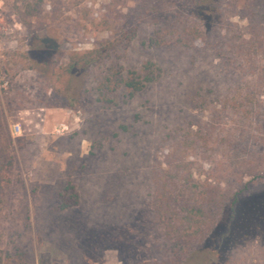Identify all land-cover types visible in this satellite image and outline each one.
<instances>
[{"label": "rangeland", "instance_id": "1", "mask_svg": "<svg viewBox=\"0 0 264 264\" xmlns=\"http://www.w3.org/2000/svg\"><path fill=\"white\" fill-rule=\"evenodd\" d=\"M109 2L63 0L54 11L48 2L43 18L24 25L15 13L17 0H0V116L7 124V130H0V158L13 156L10 176L21 181L0 207V249L14 254L15 245L24 255L23 261L15 258L9 264H142L159 259L164 239L150 197L156 173L167 167L174 144L187 130L222 123L228 133L235 127L232 118L223 121L219 114L225 97L234 96L241 81L223 63L234 43L227 32L195 48L143 49L141 41L152 34L144 29L126 62L152 61L159 68L157 79L129 102L119 96L115 107L103 108L81 95L74 100L70 78L61 70L72 52L92 50L109 37L92 23ZM256 8L264 10V0ZM229 18L235 28L246 29L247 17L240 9ZM61 123L70 131L57 135ZM15 124L21 126L20 135L12 134ZM252 124L247 132H236L234 150L241 161L264 163V133L256 141ZM192 159L198 162V177L209 163ZM2 164L0 159V168ZM250 180L245 177L244 183ZM70 184L76 186L79 202L65 208ZM262 193L264 180L251 184L243 200ZM255 241L258 246L259 238Z\"/></svg>", "mask_w": 264, "mask_h": 264}, {"label": "trees", "instance_id": "2", "mask_svg": "<svg viewBox=\"0 0 264 264\" xmlns=\"http://www.w3.org/2000/svg\"><path fill=\"white\" fill-rule=\"evenodd\" d=\"M17 2L15 13L26 25L46 15L48 2L54 11L61 7L63 0ZM259 2L110 0L103 5L98 21L92 20L109 37L92 50L72 52L61 70V75L70 78L69 89L74 100L78 101L81 95L93 104L110 108L119 104V96L124 102L136 98L160 73L152 61L136 66L126 62L142 30H152L140 43L143 49L169 46L190 49L210 41L212 36L221 37L224 32L233 37L234 43L229 54L223 56V63L235 70L241 81L236 94L225 97L219 114L223 113V121L226 117L232 118L235 127L227 133L226 124L218 123L206 129L200 125L195 132H184L182 140L174 144L167 167L156 173L150 193L156 224L164 239L163 255L142 264H264V193L246 202L243 200L251 184L264 180V163L241 161L233 139L236 132H247L253 121L256 141L264 133V101L261 100L264 10L256 8ZM236 9L246 14L248 22L244 31L235 28L229 18V13ZM35 59L40 60L38 56ZM5 121L0 116V130L5 127L7 130ZM8 139L12 141L9 134ZM18 141L19 147L24 148L26 143L20 138ZM193 157L209 163L198 177L194 172L198 162ZM0 159L3 162L0 168L2 207L7 203L8 193L19 187L21 181L10 176L13 156L4 154ZM199 167L203 168L202 164ZM245 177L251 180L244 183ZM68 190L70 201L65 208L79 202L76 186L70 184ZM257 237L259 244L255 246ZM14 247V254L0 249V264H9L15 258L24 260L23 252Z\"/></svg>", "mask_w": 264, "mask_h": 264}, {"label": "built area", "instance_id": "3", "mask_svg": "<svg viewBox=\"0 0 264 264\" xmlns=\"http://www.w3.org/2000/svg\"><path fill=\"white\" fill-rule=\"evenodd\" d=\"M70 131V127L66 123H61L59 126L56 127L55 133L57 135H64ZM21 133V126L20 124H15L12 126V134L14 135H20Z\"/></svg>", "mask_w": 264, "mask_h": 264}]
</instances>
